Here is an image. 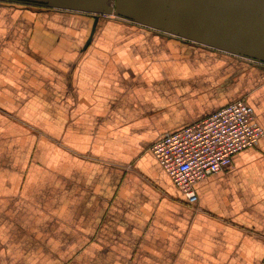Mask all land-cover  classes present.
<instances>
[{"label": "crops", "instance_id": "1", "mask_svg": "<svg viewBox=\"0 0 264 264\" xmlns=\"http://www.w3.org/2000/svg\"><path fill=\"white\" fill-rule=\"evenodd\" d=\"M148 1L86 49L90 15L0 2V264H264V0ZM242 98L263 135L191 206L150 147Z\"/></svg>", "mask_w": 264, "mask_h": 264}, {"label": "built area", "instance_id": "2", "mask_svg": "<svg viewBox=\"0 0 264 264\" xmlns=\"http://www.w3.org/2000/svg\"><path fill=\"white\" fill-rule=\"evenodd\" d=\"M262 135L252 108L242 98L164 134L151 145L150 152L187 204L194 206V186L228 171L232 156L256 145Z\"/></svg>", "mask_w": 264, "mask_h": 264}, {"label": "rangeland", "instance_id": "3", "mask_svg": "<svg viewBox=\"0 0 264 264\" xmlns=\"http://www.w3.org/2000/svg\"><path fill=\"white\" fill-rule=\"evenodd\" d=\"M56 1V2H54ZM90 0H47L46 2H32V1H25V0H13L8 1L13 4H25L29 8H42V9H49V10H57V8H62L60 11L62 12H70V13H77L82 15H88V11L84 8ZM120 0H105V4L112 8L111 12H108L106 14H103L101 17L104 18H124V16L121 15V7L119 6ZM127 2H130L132 6H135L137 3H144L148 0H126ZM152 0H149L150 2ZM159 2H165V3H181L184 0H157ZM79 5V6H73V5ZM134 4V5H133ZM81 6V7H80ZM59 11V10H58ZM86 11V12H82ZM128 13H133V11H129L127 9ZM91 16V15H90ZM128 17V16H127ZM251 62H254L258 65H264L263 62L259 61L258 59L249 60Z\"/></svg>", "mask_w": 264, "mask_h": 264}, {"label": "water", "instance_id": "4", "mask_svg": "<svg viewBox=\"0 0 264 264\" xmlns=\"http://www.w3.org/2000/svg\"><path fill=\"white\" fill-rule=\"evenodd\" d=\"M0 1H10V0H0ZM12 1V0H11ZM20 1V0H18ZM25 1H32V2H46L47 0H25ZM215 0H184L183 2L181 3H175V4H189V5H197V4H201L202 3H213ZM56 2V1H54ZM158 4V5H162V4H169V3H165V2H159L157 0H152L149 2V4ZM205 4V5H206ZM130 2H127L126 0H120L119 1V6L121 7V15L124 16V18H128V19H136L138 16H136V14L133 12V13H128L126 7H129ZM73 6H79L77 4L73 5ZM81 7V6H80ZM132 7V5H131ZM87 11H88V15H91L92 19H93V24H92V28H91V31L89 33V37L85 43V46L83 49H86L91 40H92V36L94 34V31H95V27H96V24H97V21L99 19V16H102L103 14H106L108 12H111L112 11V8L108 7L106 4H105V0H90L89 3L84 7ZM62 8H57V10H60ZM82 12H86V11H82ZM87 13V12H86ZM128 16V17H127ZM259 61L263 62L264 63V60L263 58L261 59H258Z\"/></svg>", "mask_w": 264, "mask_h": 264}, {"label": "flooded vegetation", "instance_id": "5", "mask_svg": "<svg viewBox=\"0 0 264 264\" xmlns=\"http://www.w3.org/2000/svg\"><path fill=\"white\" fill-rule=\"evenodd\" d=\"M25 5V4H24ZM25 6H27V5H25ZM60 11V10H59Z\"/></svg>", "mask_w": 264, "mask_h": 264}]
</instances>
